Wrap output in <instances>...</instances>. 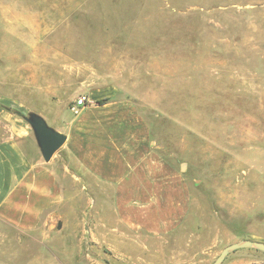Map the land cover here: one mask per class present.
I'll return each mask as SVG.
<instances>
[{
	"label": "rangeland",
	"instance_id": "rangeland-1",
	"mask_svg": "<svg viewBox=\"0 0 264 264\" xmlns=\"http://www.w3.org/2000/svg\"><path fill=\"white\" fill-rule=\"evenodd\" d=\"M123 100L184 175V220L104 243L108 189L61 147L50 160L74 198L36 230L0 235V264H212L228 244L264 242V0H0V130H30L40 156L23 114L61 126ZM220 264H264V252Z\"/></svg>",
	"mask_w": 264,
	"mask_h": 264
},
{
	"label": "crops",
	"instance_id": "crops-1",
	"mask_svg": "<svg viewBox=\"0 0 264 264\" xmlns=\"http://www.w3.org/2000/svg\"><path fill=\"white\" fill-rule=\"evenodd\" d=\"M50 126L66 134L64 151L108 189L103 198L117 222H98L104 243L118 238L121 227L159 236L184 220L186 179L158 154L151 130L130 102L90 104L64 125ZM40 156L30 130H0V235L4 239L9 228L23 233L36 230L44 213H53L63 199L74 198L59 181L61 158L45 162ZM62 168L63 175L73 176L68 165Z\"/></svg>",
	"mask_w": 264,
	"mask_h": 264
},
{
	"label": "water",
	"instance_id": "water-1",
	"mask_svg": "<svg viewBox=\"0 0 264 264\" xmlns=\"http://www.w3.org/2000/svg\"><path fill=\"white\" fill-rule=\"evenodd\" d=\"M22 117L32 129L42 159L45 162L50 161L54 153L65 143L67 138L66 134L50 126L43 116L34 111H29L27 114H23ZM250 247L264 252V242L243 239L225 246L212 264H220L226 255L233 250Z\"/></svg>",
	"mask_w": 264,
	"mask_h": 264
},
{
	"label": "built area",
	"instance_id": "built-area-1",
	"mask_svg": "<svg viewBox=\"0 0 264 264\" xmlns=\"http://www.w3.org/2000/svg\"><path fill=\"white\" fill-rule=\"evenodd\" d=\"M87 100H88L87 96H85V95H80V96L76 99V105H77V106H85Z\"/></svg>",
	"mask_w": 264,
	"mask_h": 264
}]
</instances>
